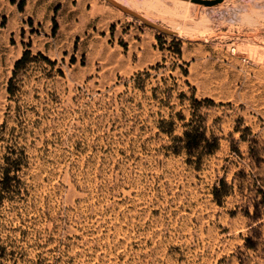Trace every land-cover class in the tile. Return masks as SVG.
<instances>
[{
	"label": "rangeland",
	"instance_id": "374dc122",
	"mask_svg": "<svg viewBox=\"0 0 264 264\" xmlns=\"http://www.w3.org/2000/svg\"><path fill=\"white\" fill-rule=\"evenodd\" d=\"M21 1L0 0L3 261L264 264V0H94L87 15L159 32V64L111 78L37 52L61 10ZM193 129L217 148L186 149Z\"/></svg>",
	"mask_w": 264,
	"mask_h": 264
},
{
	"label": "crops",
	"instance_id": "0c3cea01",
	"mask_svg": "<svg viewBox=\"0 0 264 264\" xmlns=\"http://www.w3.org/2000/svg\"><path fill=\"white\" fill-rule=\"evenodd\" d=\"M37 4L39 16L61 10L63 23L57 37L43 33L33 42V48L49 58H65L66 55L86 59L84 71L88 75L96 73L103 77H132L159 64L162 53L158 48L159 32L125 20L120 14L103 13L98 18L94 10L86 14V7L94 0H31ZM117 24L113 33L96 31L99 26L109 28ZM104 34V36H102ZM84 36L79 50L71 48L79 36Z\"/></svg>",
	"mask_w": 264,
	"mask_h": 264
},
{
	"label": "trees",
	"instance_id": "16d2710c",
	"mask_svg": "<svg viewBox=\"0 0 264 264\" xmlns=\"http://www.w3.org/2000/svg\"><path fill=\"white\" fill-rule=\"evenodd\" d=\"M12 2L14 3V0H12ZM24 3L25 0H22L20 3L19 7L21 10L23 8ZM56 29H57V24L56 22H54V29H53L54 34H56ZM175 51L177 52V54L181 53L179 46L176 47ZM37 58H42L45 62H47L51 66L55 65V63L45 58L42 54H38ZM31 59H33L31 51L26 50L22 58L16 62L13 77L11 78L9 83L10 94H13L14 92V81L16 79L18 71L21 68L25 67L30 62ZM184 141H185V148L188 149L189 151L194 149H199L202 146V143H207L208 153H212L217 148L216 141H213V143L210 144L208 140L205 138V135L203 133H200L198 129H193L189 132H185ZM224 188H225V184L221 182L220 188L214 189V197L219 203H221V199L224 196V191H223ZM15 254H16L15 252L11 253L12 256H14ZM6 257H7L6 250L4 248H0V264H6V262L3 261ZM36 264H40V263L37 262Z\"/></svg>",
	"mask_w": 264,
	"mask_h": 264
},
{
	"label": "water",
	"instance_id": "95a60500",
	"mask_svg": "<svg viewBox=\"0 0 264 264\" xmlns=\"http://www.w3.org/2000/svg\"><path fill=\"white\" fill-rule=\"evenodd\" d=\"M181 1L190 2L193 4H197V5H201V6L211 8V7H215V6L223 3L226 0H181Z\"/></svg>",
	"mask_w": 264,
	"mask_h": 264
},
{
	"label": "bare ground",
	"instance_id": "6f19581e",
	"mask_svg": "<svg viewBox=\"0 0 264 264\" xmlns=\"http://www.w3.org/2000/svg\"><path fill=\"white\" fill-rule=\"evenodd\" d=\"M181 1V0H180ZM183 2H185V1H183Z\"/></svg>",
	"mask_w": 264,
	"mask_h": 264
}]
</instances>
